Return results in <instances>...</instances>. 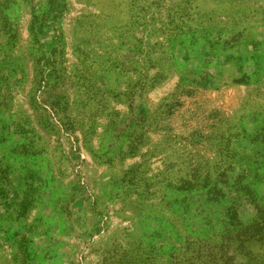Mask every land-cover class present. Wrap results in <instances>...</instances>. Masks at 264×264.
Masks as SVG:
<instances>
[{"label":"rangeland","instance_id":"374dc122","mask_svg":"<svg viewBox=\"0 0 264 264\" xmlns=\"http://www.w3.org/2000/svg\"><path fill=\"white\" fill-rule=\"evenodd\" d=\"M0 264H264V0H0Z\"/></svg>","mask_w":264,"mask_h":264}]
</instances>
